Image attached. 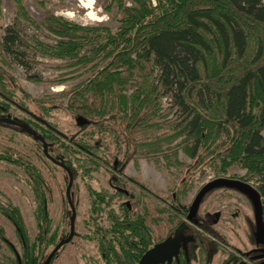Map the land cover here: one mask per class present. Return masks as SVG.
<instances>
[{"label": "trees", "instance_id": "obj_1", "mask_svg": "<svg viewBox=\"0 0 264 264\" xmlns=\"http://www.w3.org/2000/svg\"><path fill=\"white\" fill-rule=\"evenodd\" d=\"M110 1L125 12L116 31L51 14L44 26L54 36L52 41H44L26 32L30 27L50 37L28 14L23 0H12L15 19L0 33L2 56L12 57L26 69L36 56L80 66L96 60L104 63L76 84L67 94L66 104L60 105L31 97L0 60V137L6 138L5 143L0 140V162L31 191L36 228L31 239L19 207L0 199V217L13 226L20 244L18 253L0 223L1 245L14 254L13 258L7 256L8 264H43L67 235L59 238L53 226L50 184L51 179L56 183L54 171L61 172L68 183L67 172L46 156L43 141L48 155L70 168L73 180L78 171L90 180L95 171L108 173V191L94 189L90 180L85 182L89 198L86 220L92 231L76 232L68 242L93 240L106 264L136 263L163 239L165 228L183 224L189 211L188 184L214 162L224 173L230 164L239 165L245 170L242 181L254 179L264 222V0H129L130 6H124L125 0ZM163 97L171 100L167 111L173 114L164 136L181 140L139 155L162 157L184 172L175 187L161 193L150 190L141 178L123 173L135 159L138 145L148 141V131L156 132L155 118ZM12 106L28 116L16 118L10 113ZM56 113L74 118L79 133L65 135L56 122L45 120ZM20 123L42 140L23 130ZM20 136L29 144L21 142ZM28 145V151L23 150ZM180 151L190 158L189 164L177 160ZM34 156L47 158L51 168L38 164ZM71 184L75 208L79 191L74 181ZM131 185L138 190L133 191ZM149 194L163 203L148 204L145 198ZM65 206L69 208L67 200ZM103 214L105 225L99 222ZM63 216L70 220L67 214ZM192 221L207 233L212 230ZM65 246L58 248L48 264H53ZM227 262L225 258L222 264Z\"/></svg>", "mask_w": 264, "mask_h": 264}, {"label": "rangeland", "instance_id": "obj_2", "mask_svg": "<svg viewBox=\"0 0 264 264\" xmlns=\"http://www.w3.org/2000/svg\"><path fill=\"white\" fill-rule=\"evenodd\" d=\"M85 2H89L91 6L87 8L83 6L79 0H23L28 14L41 24L43 31L49 34L50 37H46L43 33L37 32L30 27H26V32H28V34H36L37 37L39 36V38L44 41H52L51 38L54 35L49 33L44 26L46 17L51 14L60 15L79 24L103 25L112 31L118 29L120 18L125 12L116 2H111L110 0H86ZM130 5H132V3L129 0H125L124 6ZM0 8V33H2L4 26L10 24L15 19V5L12 3V0H0ZM99 18L100 20H98ZM0 60L4 69L17 79L22 88H24L31 97L41 99L47 104L60 105L66 104V96L72 92L76 84L90 77L92 72L96 71V69L104 63L102 60H96L86 66H80L78 64L75 65L67 61H62V59L50 60L49 58L36 56L35 59L32 57L29 61L30 68L26 69L17 64L10 56H2L0 54ZM154 70L157 74L158 70ZM24 104H27L30 108L33 106V103L30 101H24ZM169 105H171V100L163 97L161 105L159 106L161 108L160 114L155 118L156 123H158L156 132L152 133V131H148V141L138 145L137 155H134L135 159L127 163L123 173L124 176L141 178L145 185L153 192L162 193L172 189L177 185L179 178L184 175V172L179 167L168 164L162 157L153 159L139 156L145 152L166 148L181 140V137L170 139L164 136L167 132L166 129H168L169 118L173 115L172 110L167 111ZM10 113L16 116V118L28 116L26 112L14 106L11 107ZM45 120L50 123L56 122L58 128L64 132L65 135L72 136L79 133L81 129L77 123L74 122L75 119L70 117L67 113H56L53 117L45 116ZM80 121L81 120L78 122ZM4 131L10 133L6 129ZM20 137L21 142L24 141L26 144H29L27 139L22 136ZM0 140H3L5 143L6 138L0 137ZM13 146L18 148L20 145L13 144ZM28 147L29 145L24 146L23 150L28 151ZM100 156L102 160L105 158L103 155ZM35 158L38 164L48 169L51 168L47 158H42L41 156H36ZM177 160L186 165L191 161L190 158L181 151L177 153ZM5 166L8 167L5 163L0 162V199H9L19 207V210H21L26 220L25 222H27L29 229L28 234H30V238L33 239L36 228L31 210L33 203L31 191L15 174L7 172ZM11 168L17 169L15 166H11ZM219 168L218 163L214 162L212 165L205 166L191 178L192 180L189 182L186 190L187 203L193 200L198 192L197 190H199L204 183L213 178L232 177L240 179L241 176L245 175V170L239 167V165L230 164L225 173L221 172ZM44 172L46 177L50 180L48 172ZM50 172L52 171L50 170ZM52 173L55 174L56 181V183L52 179L50 181L53 194V196H51L52 221L54 228L57 227L58 229L57 233H59V238H61L63 235L67 234L66 232L69 229V221L67 217L65 218L63 215L67 214L69 218L70 209L65 208V177L58 171ZM89 180L90 179L84 176L80 171L77 172L73 180L74 183L77 184L79 191V195H77V206L75 207V232L80 234H90V231H92V228L88 227L86 220L88 216L89 198L85 182ZM107 181L108 173L100 170L93 172L89 183L96 190L108 191L110 187ZM246 182L251 184L253 188L257 187L254 179ZM130 188L135 192L138 190L134 185H131ZM145 201L150 205L163 203L161 199L151 194L145 198ZM114 208L118 211L117 206ZM252 212L253 206L251 201H249L240 190L221 187L206 193L198 206L197 215L204 218V213L210 215L216 214L217 222L212 228L219 234V239L210 238V236H208L212 243H208L207 245L209 253L207 260H205L204 250L198 251V246L194 244L189 252L195 260H192L190 264H222L221 262L224 260L226 252L221 250V247L232 252L236 251V247L242 249V245L247 243L251 235V230L254 228L253 223L255 222ZM105 218L104 214L99 218L100 224H107V219ZM0 223L4 226L7 233L6 235L14 244L17 252L20 253V244L15 235L13 226L6 223V220L2 217H0ZM194 230L199 232L202 237L205 235L207 236L206 231L200 227H194ZM65 245L66 246L59 254V257L57 256L53 264H104V261L99 256L97 245L94 244L93 240L77 238L75 242ZM7 256L13 258L14 254L8 246L4 247L0 242V264H8V260H6Z\"/></svg>", "mask_w": 264, "mask_h": 264}, {"label": "flooded vegetation", "instance_id": "obj_3", "mask_svg": "<svg viewBox=\"0 0 264 264\" xmlns=\"http://www.w3.org/2000/svg\"><path fill=\"white\" fill-rule=\"evenodd\" d=\"M230 178H232V177H230ZM226 188H231V187H226ZM190 205H191V202H189V208H190ZM199 205H200V202H199ZM188 213H189V211H188ZM187 214L185 215L187 217H185L183 219L184 220L183 224L178 225L177 227L173 228L172 230L165 228V233H164L163 239L160 240V242L156 243V244H160L161 246H163L165 243H168L175 238L180 237V239H179L178 246H177L176 250L174 252H171L170 258H161L160 261L157 262V264H190L192 260L193 261L195 260L189 252L194 244L196 246H198V251L204 250L205 260L208 259L209 253H208L207 245H208V243L209 244L212 243L209 240L208 236H210V238L213 237V238L219 239V234L217 233V231L215 229L212 228V226L217 222L216 214L210 215L208 213H204V215H205L204 218H201L199 215H197L198 209L196 211V214H194V216L190 217ZM253 217H254V213H253ZM192 220H196V221L198 220L201 223H203L204 226H207L208 229H212V230L209 233L206 232L207 236L205 235L204 237H202V236H200L199 232H196V230H194V227H196V228H199V227H197L198 225L193 223ZM253 225H254V223H253ZM255 232H256V228L254 225V228L251 230V235L249 236L250 238H249V240H247V243H244L242 245L243 246L242 249L236 247V251L232 252L230 250H227L226 248L221 247V250L226 252L225 258H228V262H227L228 264H239V263H242V264H264V242L257 240V237H255L256 236ZM142 255H143V253H142ZM142 255H141V257H142ZM141 257L134 264H139ZM102 260L104 261V264H106V262L103 258H102ZM222 262H224V260ZM115 264H120V263H118V261H117V263H115ZM142 264H146V261L145 262L143 261Z\"/></svg>", "mask_w": 264, "mask_h": 264}, {"label": "water", "instance_id": "obj_4", "mask_svg": "<svg viewBox=\"0 0 264 264\" xmlns=\"http://www.w3.org/2000/svg\"><path fill=\"white\" fill-rule=\"evenodd\" d=\"M20 127L25 130L26 132L30 133L31 136H34L35 138L42 140L41 136H39L36 131L32 130L30 127H28L27 124L24 123H20L19 124ZM47 145L46 143L43 141V150L44 153L46 154V156H48V158H50V160H52L54 163L60 165L61 167L64 168L65 172H67V177H68V183L65 189V197L66 200L68 202L69 208H70V220H69V232H67V236L61 240H59L57 242V244H55L54 248L49 252V254L47 255V257H45V261L43 264H48L51 256H53L55 254V252L58 250V248L62 245V244H66L68 243L71 238L74 235V231H75V217H76V211L73 205V202L71 200V196H70V189L72 186V182H73V175L72 172L70 171V168L67 167L62 161L60 160H54L53 158H51L48 153H47ZM219 186H223V187H231L233 189H237L240 190L242 193H244L251 201L252 206H253V212L254 213V225L256 228V236L257 240L259 241H263L264 242V222H263V218H262V202H261V198L259 193L257 192V190L255 188H253V186L245 181H242L241 179H236V178H230V177H216L213 178L209 181H207L206 183L203 184V186L200 187L199 190H197L198 192L196 193L193 201H191V205L189 208V213L187 214L188 216H194V214H196V211L198 209L199 206V202H201L203 196L210 191V189H215V187H219ZM179 238H175L172 241L165 243L163 246H161L160 244H155L153 247L149 248L148 250H146L141 259H140V263L142 264L143 261H146V264H157V262L160 261L161 258H170L171 252H174L178 246V242H179ZM242 264V263H239Z\"/></svg>", "mask_w": 264, "mask_h": 264}, {"label": "bare ground", "instance_id": "obj_5", "mask_svg": "<svg viewBox=\"0 0 264 264\" xmlns=\"http://www.w3.org/2000/svg\"><path fill=\"white\" fill-rule=\"evenodd\" d=\"M79 1H81V4H82L83 6H86L87 8H89V7L91 6L89 2H85L86 0H79ZM96 20H97V19H96ZM98 20H100V18H99Z\"/></svg>", "mask_w": 264, "mask_h": 264}]
</instances>
